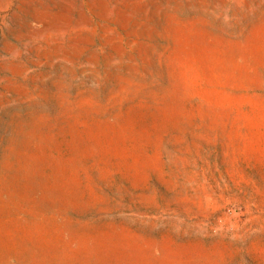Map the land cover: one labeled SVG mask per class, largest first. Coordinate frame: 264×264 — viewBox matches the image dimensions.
I'll return each instance as SVG.
<instances>
[{
    "label": "rangeland",
    "instance_id": "374dc122",
    "mask_svg": "<svg viewBox=\"0 0 264 264\" xmlns=\"http://www.w3.org/2000/svg\"><path fill=\"white\" fill-rule=\"evenodd\" d=\"M0 264H264V0H0Z\"/></svg>",
    "mask_w": 264,
    "mask_h": 264
}]
</instances>
